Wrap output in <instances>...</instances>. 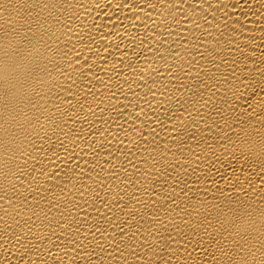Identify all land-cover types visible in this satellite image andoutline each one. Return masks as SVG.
<instances>
[{
    "label": "bare ground",
    "instance_id": "bare-ground-1",
    "mask_svg": "<svg viewBox=\"0 0 264 264\" xmlns=\"http://www.w3.org/2000/svg\"><path fill=\"white\" fill-rule=\"evenodd\" d=\"M0 264H264V0H0Z\"/></svg>",
    "mask_w": 264,
    "mask_h": 264
}]
</instances>
